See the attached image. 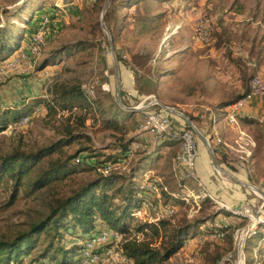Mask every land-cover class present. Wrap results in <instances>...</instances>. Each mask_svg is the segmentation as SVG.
<instances>
[{"label": "rangeland", "instance_id": "374dc122", "mask_svg": "<svg viewBox=\"0 0 264 264\" xmlns=\"http://www.w3.org/2000/svg\"><path fill=\"white\" fill-rule=\"evenodd\" d=\"M124 1L0 0V27L7 23V28L16 35L21 30L26 33L18 49L0 61V108L14 107L27 97L48 99V88L54 81L66 85L80 83L85 93L94 99V104L86 110L78 108L55 114L39 105L28 116L26 124H19V120L0 132V156H3L15 148L33 151L65 136L67 130L72 131L76 137L71 143L44 158L34 171L46 167L48 160H63L83 149L76 155L79 162L71 161L77 169L74 173L32 194L27 195L21 187L16 197L9 201L11 187L0 184L1 235L12 236L25 229L30 222L48 212L52 197L69 195L97 177L99 172L106 173L105 170L128 174L132 166L147 161L135 171V181L141 190L145 176H151L149 171L155 168L150 156L159 148L155 134L142 129L147 112L165 110L164 107L181 112L201 133V124L205 120L207 123L203 126L211 127V123L223 118L228 105L243 98L253 76L264 77V0ZM121 2L124 7H117L111 17V35L104 16L111 5H120ZM52 6L59 11L48 10L36 16L48 19L44 29L47 44L34 67L29 68L21 60L20 53L27 52L38 22H32L35 25L31 31L24 21L35 9ZM19 7L22 9L17 14L15 10ZM47 13L50 16L55 14L50 23ZM200 28L207 30L203 38L199 35ZM63 46L74 48L70 53H62L57 64L41 68L43 59L50 57L52 50ZM16 54L15 66L6 70L5 63L15 60ZM121 82H129V87L123 89ZM256 98L243 102L236 111L237 116L255 107L252 100ZM129 107L138 110L132 111L127 109ZM129 111L131 113L126 115ZM211 114L215 115V121L210 118ZM255 114L240 118L242 124L237 117V127H241L238 132L240 140L224 143L219 136L222 140L220 147L214 149L221 159L242 168L247 177L233 174V165L228 163L219 165L226 173L215 168L213 183L216 186L221 184L226 190L222 198L212 194L202 183L204 191L196 180L188 179L186 183L190 187L206 194L198 206H192L183 203L177 195L181 182L177 184L174 176L169 174L165 186L175 196L164 200L163 197L156 199L152 194L161 209L150 210L143 217L134 215L128 233L125 236L119 233L120 242L135 239L159 248L164 230L155 235L148 229L137 232L134 226L139 222L164 219L169 223L168 230L184 221L201 219L205 223L177 253L161 264H235L236 242L230 234L249 222L247 218L232 216L220 206L248 207L253 212L264 207V195L256 190L258 188L264 194V103L258 106ZM114 120L116 125L111 123ZM130 138L133 142L128 145L126 157L113 165L104 162L109 154H117L119 144ZM208 142L213 149L214 143ZM89 161L101 166L98 169L90 167L86 163ZM176 171L183 181H187L183 169ZM169 205L174 206L171 215L164 212ZM217 222L226 226L228 234L224 233L220 238L212 236ZM257 232L262 237L251 239L247 247L244 242L243 264H264V227H259ZM80 242L74 240L73 244ZM65 244L69 245L68 242ZM112 246L117 250L115 244ZM95 264L134 263L122 260L113 252L112 257Z\"/></svg>", "mask_w": 264, "mask_h": 264}, {"label": "trees", "instance_id": "16d2710c", "mask_svg": "<svg viewBox=\"0 0 264 264\" xmlns=\"http://www.w3.org/2000/svg\"><path fill=\"white\" fill-rule=\"evenodd\" d=\"M125 2L126 0L123 3ZM121 5L122 2L120 5L113 4L110 10L105 13V24L111 35H113L109 27L111 17L117 7H124ZM21 9L22 7H19L15 12L18 14ZM48 10L57 13L59 8L52 6V8L39 7L35 9L30 18L24 21L25 25L30 27L29 30L32 31L31 27L35 25L32 22L37 21L39 24L43 19L40 16L36 18L38 13L41 14ZM48 17H50V23L55 14ZM5 25L0 27V61L16 51L26 36L24 30L16 35L12 29L7 28V23ZM36 25L34 30L38 26ZM73 48L74 46H63L52 50L50 57L41 62V68L57 64L62 53H70ZM139 92L141 93L140 90ZM148 92L152 93V91ZM247 92L242 97H245ZM47 93L48 99H43L41 96L27 97L14 107L0 108V132L24 116L33 114L39 105H44L48 113L55 114L57 111L72 112L78 108L86 110L94 104V99L85 93L80 83L66 85L54 81L49 85ZM159 111L163 112L164 110L160 109ZM129 113L131 112H126V115ZM111 123L116 125L117 121L114 120ZM74 137L76 136L72 135V131L67 130L65 136L33 151L25 152L15 148L0 156V184L5 183L6 186L11 187V200L9 201L16 197L21 187L29 195L74 173L77 169L74 164H71V161L75 160L76 155L83 149L77 150L63 160H48L46 167L34 171L44 158L50 156L59 147L71 143ZM132 139L119 144L117 154L114 156H109V154L104 162L113 165L121 158L126 157L127 148L129 143L133 142ZM169 142L165 140L162 145ZM86 163L97 169L101 166V164L97 165L95 161ZM140 168L141 164L137 163L130 168L128 174L114 170H109L106 173L99 172L97 177L80 185L69 195L52 197L48 212L44 216L30 222L25 229L18 230L12 236L0 234V264H78L81 260L83 246L73 244L74 240L79 242L87 240L103 229L114 230L125 236L129 231L130 221L133 219L132 212L140 206V199L137 196L139 187L135 181V171ZM171 193L163 192V199L172 197ZM204 223L205 221L201 219L184 221L166 230L169 223L164 219L155 222H139L134 226L137 232H144L145 229H148L155 235H159L161 230H164L161 246L156 248L135 239H128L122 243V253L134 264H161L177 253L184 242L191 238ZM103 225L105 228L101 229ZM220 230L227 233L228 229L224 226ZM66 236L70 238H65ZM255 237H262V234L256 232L248 237L245 246L249 245L251 239ZM65 242H68L69 245H66ZM26 259L28 261L24 262Z\"/></svg>", "mask_w": 264, "mask_h": 264}, {"label": "built area", "instance_id": "2783aa9c", "mask_svg": "<svg viewBox=\"0 0 264 264\" xmlns=\"http://www.w3.org/2000/svg\"><path fill=\"white\" fill-rule=\"evenodd\" d=\"M48 22L47 18H43L33 34L31 35L27 52L20 53L21 60H24L29 68H33L35 65V61L41 57L43 51L46 47V40L44 37V29L46 23ZM207 34L206 28L199 29V35L201 38L205 37ZM18 59V55L16 54L15 60H10L5 63L6 70L7 68L11 70L15 66V62ZM0 69L2 67L0 66ZM263 97L264 98V77L261 76H253L249 83V90L247 95L236 102L228 105L225 108V113L223 118L227 123L237 126V110L243 104V102L247 101L250 98ZM210 118L215 121V115L211 114ZM29 120L28 116H24L18 122L23 125L26 124ZM142 129L151 131L155 134V136L159 140H175L179 144V152L175 157V163L179 167H181L185 172V177L187 181L184 180L180 186V192H178V196L185 204L196 205L200 204V201L204 199L206 194L195 191L188 182L190 180H196L198 185H201V182L198 181L195 171L196 159L198 156V147L196 142V129L192 125V123L188 124L185 127H177L174 123L171 114L169 111H151L145 114V120L143 122ZM221 138L216 136L214 141L213 149H219L221 144ZM142 147L141 149H143ZM80 158L76 157L75 161L79 162ZM109 170H105L107 172ZM152 176H145L144 183L141 184V190H139V199L140 206L134 210L132 215L135 217H143L150 210H159L160 204L159 202H155L152 198V194H155L156 199H160L163 192L170 193L168 189L161 183V181L157 179H152ZM183 180V178H181ZM181 182V181H180ZM202 187V185H201ZM202 190L205 189L202 187ZM171 196H175L174 193H171ZM220 207L230 212V214L234 217H242L247 218L249 222L244 228H237L233 232V237L236 242V261L235 264H243V246L244 242L248 235L252 236L255 234L259 227L264 226V207L261 210L253 212L248 207L242 208H229L227 205L222 204ZM164 212L167 215H171L174 212V206L169 205L164 209ZM214 233L212 236L216 238H220L224 235L225 232H222L220 229L224 227V224L217 222L214 224ZM121 236L118 232L113 230H101L97 234L93 235L91 238L80 242L83 246L81 260L78 264H95L97 262H101L106 260L107 258L112 257L114 252L115 255L122 258L124 261H131L130 258L126 257L122 253V243L120 242ZM112 243L115 244L114 249ZM111 244V245H110ZM109 245V246H107Z\"/></svg>", "mask_w": 264, "mask_h": 264}, {"label": "crops", "instance_id": "0c3cea01", "mask_svg": "<svg viewBox=\"0 0 264 264\" xmlns=\"http://www.w3.org/2000/svg\"><path fill=\"white\" fill-rule=\"evenodd\" d=\"M122 88L124 89L125 87H129V82H121L120 84ZM132 87V85L130 86ZM255 104V107L253 106L252 108H248V110L245 113H242L238 115L237 117L242 118L244 116H253L256 115L255 113L257 112L258 106L262 105L264 103V98L263 97H258L256 99L252 100ZM171 117L174 121V123L177 125V127H185L188 124H190V120L184 118V116L181 115H176V114H171ZM204 121V120H203ZM192 122V121H191ZM204 123H207L205 120ZM204 123L201 124V133H198L196 131V136H197V147H198V158L195 164V171H196V176L201 182L212 194L218 195L219 198H222L223 192H226V190L221 186V184H218V186L214 185L213 179L216 178L215 172H214V165L212 162L211 154L207 146L202 140V136L207 140L210 141L211 143L215 141L216 136H220L224 143L228 141L229 143H232L236 140L241 139V137H238V132H241V127H237L234 125H231L226 122L224 118L218 119L216 122L211 123V127H206L203 126ZM240 124L241 120H240ZM242 126V125H241ZM239 129V131H238ZM149 132V131H147ZM157 138V137H156ZM155 138V139H156ZM237 138V139H236ZM165 140H159L156 143L159 145V148H157L158 151H155L152 156H150V160L153 161V166L155 167L154 169L150 170L149 173H152L151 176L153 177L152 179H159L161 183L165 186L168 184L166 181V178L169 176L175 178L176 183L179 184V179L181 178L179 176V172L176 170H181V167H178L175 163V158L179 152V144L175 140H168L170 141L169 143H166L165 145H162V142ZM229 145V144H228ZM180 149V148H179ZM178 150V151H177ZM214 156L216 158V161L218 165H225V163H228L229 165H233V174H237L240 178L243 176L247 177L244 175L242 172V168H240L237 164L234 162H228L224 161L221 159L220 155L212 149ZM176 153V154H175ZM149 160V161H150ZM171 160H174V162H170ZM147 162V161H145ZM141 161V166L145 163ZM141 169V168H140ZM172 169V170H171ZM230 176V175H229ZM232 177V176H230ZM235 180V178H233ZM237 181V180H236ZM184 182L183 180L181 183ZM166 187V186H165ZM205 189V188H204ZM180 191V189H179ZM216 195V196H217ZM242 197V195H241Z\"/></svg>", "mask_w": 264, "mask_h": 264}, {"label": "water", "instance_id": "95a60500", "mask_svg": "<svg viewBox=\"0 0 264 264\" xmlns=\"http://www.w3.org/2000/svg\"><path fill=\"white\" fill-rule=\"evenodd\" d=\"M127 109L132 110V111H136V112H137V110H138L137 108H134V107H133V108H132V107H129V108H127ZM164 109H165V110H168V111H170V112H172V114H176V115L184 116L181 112H178V111L172 110V109H170V108H166V107H164ZM202 140H203V142L205 143V145L207 146V148H208L209 151H210V154H211V158H212V162H213L214 167H215V168H218L220 171L226 173L223 169H221V168L219 167V165H218V163H217V161H216V158H215V156H214V153H213V151H212V148H211L209 142H208L203 136H202ZM246 185H248V184H246ZM256 190H257L258 192H260L262 195H264L263 192H262L260 189L256 188Z\"/></svg>", "mask_w": 264, "mask_h": 264}]
</instances>
